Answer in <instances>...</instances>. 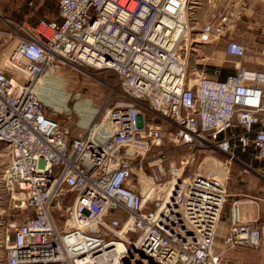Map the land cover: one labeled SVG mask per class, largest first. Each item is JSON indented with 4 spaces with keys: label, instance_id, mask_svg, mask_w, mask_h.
Segmentation results:
<instances>
[{
    "label": "built area",
    "instance_id": "built-area-1",
    "mask_svg": "<svg viewBox=\"0 0 264 264\" xmlns=\"http://www.w3.org/2000/svg\"><path fill=\"white\" fill-rule=\"evenodd\" d=\"M56 1L55 18L4 32L16 41L8 66L0 55L2 179L22 215L4 226V263L238 264L225 252L263 248L259 217L243 218L235 202L215 244L228 197L220 174L183 175L182 159L168 179L162 157L147 190L132 182L135 158L146 176L142 154L165 138L192 157L209 148L233 159L234 148L251 149L264 173V92L255 75L237 66L220 78L194 68L189 78L185 60L193 43L222 39L227 54L243 56L230 36L242 8L195 28L191 0ZM63 64L116 81L103 122L77 136L43 112L36 93L39 79Z\"/></svg>",
    "mask_w": 264,
    "mask_h": 264
},
{
    "label": "rangeland",
    "instance_id": "rangeland-1",
    "mask_svg": "<svg viewBox=\"0 0 264 264\" xmlns=\"http://www.w3.org/2000/svg\"><path fill=\"white\" fill-rule=\"evenodd\" d=\"M193 1L191 12H193L192 25L195 28L201 27L204 23L210 21L214 15L225 11L232 5L242 8V11L247 13L248 18L241 17L245 24L250 21L251 23L255 22L257 26L260 25L261 19L264 18V0ZM248 9L251 12H247ZM56 14V0H0V55L2 64L11 46L16 41V37L9 38L4 32L15 30L20 24L35 26L41 21L55 18ZM244 23L241 24V27H243ZM242 30L241 34L244 37H250L247 28H242ZM221 46H223L221 41L207 44L193 43L185 56L189 78H193L192 70L194 68L200 69L203 66L206 68L205 72L212 73V66L207 64L209 62L207 57L211 56L212 51L222 49ZM8 70V72H14V74L17 72L12 67L8 68ZM39 81L37 94L42 100L43 112L69 125L72 134L75 136L81 134L93 124L102 123L106 109L115 104L113 100L107 101L112 93V86L116 83L111 73L94 70L87 66L63 64L55 67L52 71L46 72ZM171 144L165 138L162 146L142 154V169L145 171L146 176L139 172L141 155L135 158L132 179L134 184L139 188L145 189L149 182L148 175L157 174L158 168L156 164L162 157V167L168 179L167 169H169V165L173 162L175 167L178 168L182 159H188L189 163L185 167L183 175L189 176L197 171L212 174L218 173L223 179H226L227 194H229L230 190L239 191L244 189L245 191V189H249L248 186L250 184H263L264 173L261 172L255 162L251 149L248 154H243L242 151L234 148L233 159H228L227 155L209 148L195 152V156L192 157L188 148L176 147L175 149ZM6 152L5 144L0 142V153L2 154L0 157V264H5L3 236L6 221L10 217H15L19 220L22 218L20 213L17 216L16 211L12 209V199L2 179L5 165L8 162ZM205 158L214 159L218 163L213 166L207 165L206 161L209 160ZM137 173H139V179ZM252 189L250 188L249 190ZM234 202L236 201L228 196L223 206L215 238V244L218 247H221V236H223L222 234L227 228L230 210ZM220 227L224 228L222 232ZM225 254L229 258L230 256L233 257L234 259L231 260L238 264H262V262H258V258H262L264 250L262 247L257 249L236 247L226 251Z\"/></svg>",
    "mask_w": 264,
    "mask_h": 264
},
{
    "label": "crops",
    "instance_id": "crops-1",
    "mask_svg": "<svg viewBox=\"0 0 264 264\" xmlns=\"http://www.w3.org/2000/svg\"><path fill=\"white\" fill-rule=\"evenodd\" d=\"M247 12H251L248 11ZM247 17L248 15L245 11L241 12L240 19L237 21V27L234 32L230 33V36L237 42L241 43L245 47V54L243 56H235L227 54L224 51V42L225 39L219 40L222 42L223 46L222 49L212 51L211 56L207 57L209 62L207 64H211L212 66V73H206V76L211 78H220L225 75L231 74L235 71L237 66H241L245 71L252 73L256 77V83L263 89L264 92V18L261 19L260 25L256 26V23H251L247 21L245 24L241 17ZM243 18V17H242ZM246 22V21H245ZM244 23L241 27V24ZM242 28L248 29V34L250 37H244L241 34ZM206 59V60H207ZM205 66L201 67L199 70L205 71ZM215 70H219V74H215ZM240 150V149H237ZM242 151V150H240ZM243 154H248L247 151H242ZM206 159V158H205ZM208 158L206 160L207 165H215L218 163ZM258 164L259 169L261 170V163L255 161ZM263 184L254 185L250 184L248 188H253L252 190L249 189H241V190H230L228 196L231 199L235 200L239 212L241 216L245 219H251L254 217H259L260 221L263 225V248H264V179ZM229 223V221H228ZM224 224V223H223ZM222 224V225H223ZM221 225V226H222ZM228 226V224H227ZM226 226V227H227ZM221 232L224 230L223 227H220ZM225 233V230L223 234ZM222 234V235H223ZM222 237V236H221ZM259 257V256H258ZM258 258V262H262L264 260V255ZM230 259H234L230 256ZM262 260V261H261Z\"/></svg>",
    "mask_w": 264,
    "mask_h": 264
},
{
    "label": "bare ground",
    "instance_id": "bare-ground-1",
    "mask_svg": "<svg viewBox=\"0 0 264 264\" xmlns=\"http://www.w3.org/2000/svg\"><path fill=\"white\" fill-rule=\"evenodd\" d=\"M190 3L193 4L194 1L191 0ZM192 7H193V6H192ZM7 55H8V54H7ZM2 65L8 66L7 56H6L5 61H4V63H3ZM45 74H46V73H45ZM40 81H41V80H40ZM40 81H39V83H40ZM39 83H37V85H36V93H37V87H38ZM37 95H38V94H37ZM1 155H2V154L0 153V157H1ZM172 170H175V168H172ZM178 170H179V169H177V172H178ZM175 171H176V170H175ZM144 180H145V179H144ZM145 181H146V180H145ZM151 183H152V181H151V179L149 178V182H148L147 187H145V189H142V190H147V189L149 188V185H150ZM14 196L24 198V197H25V194H24L23 192H15V193H14ZM13 198H14V197H13Z\"/></svg>",
    "mask_w": 264,
    "mask_h": 264
}]
</instances>
